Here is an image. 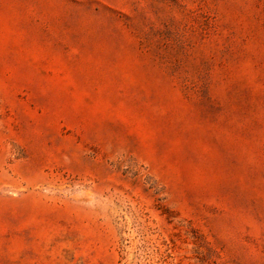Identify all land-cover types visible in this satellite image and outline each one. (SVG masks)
<instances>
[{
  "label": "rangeland",
  "instance_id": "rangeland-1",
  "mask_svg": "<svg viewBox=\"0 0 264 264\" xmlns=\"http://www.w3.org/2000/svg\"><path fill=\"white\" fill-rule=\"evenodd\" d=\"M0 264H264V0H0Z\"/></svg>",
  "mask_w": 264,
  "mask_h": 264
}]
</instances>
